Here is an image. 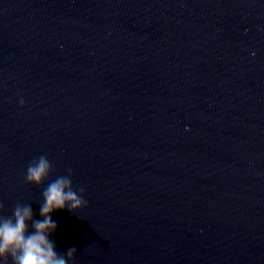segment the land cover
<instances>
[{
    "label": "water",
    "instance_id": "water-1",
    "mask_svg": "<svg viewBox=\"0 0 264 264\" xmlns=\"http://www.w3.org/2000/svg\"><path fill=\"white\" fill-rule=\"evenodd\" d=\"M69 168L70 264H264V0H0V215Z\"/></svg>",
    "mask_w": 264,
    "mask_h": 264
},
{
    "label": "clouds",
    "instance_id": "clouds-1",
    "mask_svg": "<svg viewBox=\"0 0 264 264\" xmlns=\"http://www.w3.org/2000/svg\"><path fill=\"white\" fill-rule=\"evenodd\" d=\"M20 104H24L22 98ZM52 171L50 161L41 155L27 165L26 182L40 186ZM71 176L69 168L66 175L57 176L47 184L42 193L39 219L30 204L17 203L11 216L0 215V264H70L73 261L75 247L60 253L52 239L57 229L53 214L65 209L77 213L87 203L83 198L84 188L74 189Z\"/></svg>",
    "mask_w": 264,
    "mask_h": 264
}]
</instances>
